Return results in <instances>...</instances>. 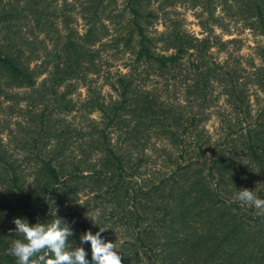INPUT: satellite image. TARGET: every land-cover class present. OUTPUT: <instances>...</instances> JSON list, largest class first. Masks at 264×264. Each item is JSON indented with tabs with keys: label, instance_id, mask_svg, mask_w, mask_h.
Listing matches in <instances>:
<instances>
[{
	"label": "trees",
	"instance_id": "obj_1",
	"mask_svg": "<svg viewBox=\"0 0 264 264\" xmlns=\"http://www.w3.org/2000/svg\"><path fill=\"white\" fill-rule=\"evenodd\" d=\"M51 1L0 0V133L13 136L12 147L0 137V264H16L8 254L22 239L15 218L47 224L55 214L90 264V244L79 238L98 227L109 228L102 237L117 244L122 264H264V214L237 200L242 189L264 199V105L251 113L246 87L264 95V46L247 72L209 50L225 45L209 34L221 24L216 6L264 35V0H165L199 6L201 37L175 19L153 30L151 0H71L79 33ZM106 21L115 33L101 46L130 54L127 69L109 78L107 99L86 82L106 62L94 47ZM22 27L52 42L39 71L29 66L35 39ZM77 80L86 95L72 101ZM220 96L227 110H213L222 132L212 139L201 122ZM71 112L82 121L61 116Z\"/></svg>",
	"mask_w": 264,
	"mask_h": 264
},
{
	"label": "rangeland",
	"instance_id": "obj_2",
	"mask_svg": "<svg viewBox=\"0 0 264 264\" xmlns=\"http://www.w3.org/2000/svg\"><path fill=\"white\" fill-rule=\"evenodd\" d=\"M70 2L71 5H68V3ZM121 2L122 0H117L118 5H120ZM51 3L52 7L55 6L59 10H63V13L65 14L69 13L71 15V18L74 19L69 25L75 28L79 33L83 32V20L81 19L80 14L77 13L78 7L75 2L71 0H52ZM151 6L157 14L156 18L152 20L151 26V28H153V30L155 31H161L164 25L167 23L168 19H175L180 22L182 29L197 37H201L205 33H207L204 31L203 27L200 24V17L203 18L204 16H206V14L204 13L203 15L199 16V6H191V3L189 1L183 3L176 2L169 5L165 0H151ZM214 15L220 17L221 24L209 25L211 27L209 34L215 35L216 38L219 39L220 42H224L225 45L224 47H222L220 43H215L214 45H212L209 50L212 53L213 58H215L217 61L227 59L230 62L229 64H235V60L238 63V67L247 69L245 72L249 71V69H252L251 67L258 65L260 63V57L257 54L256 47L264 46V35L256 33L253 30L247 28L242 21L234 20L224 15L220 10V6L215 7ZM105 24L107 26L108 35L106 34L99 42L95 43L94 47L102 48L100 55L102 58H106V62L102 66V71L100 72V74H89L87 76L88 78L86 82H90L92 87H95V90L100 91V94L103 95L105 99H107L109 98V96L114 95L108 83L109 78L114 75L115 72H123L127 69L125 63L126 61H128L130 54L128 52L121 51L120 46H118V52L114 49L115 47L113 48L109 44L103 47L101 46V41L110 42V36L115 33L114 27L110 23L106 21ZM53 27L55 30H59V33L64 31L65 26L62 17H58L56 18V20H54ZM21 29L22 32H24L25 37H27L28 35L31 40L33 38L35 39L33 48H35L34 52L38 56L37 58H35V60H32L30 62L29 66L39 71L42 69L41 63L45 57L43 46H45V48L48 50L52 47V42L51 40H48V38L42 31L35 32L34 36L36 37H33L32 35L27 34V30L25 27H22ZM45 74L46 72L39 74L36 77V83H39V81L45 76ZM246 87L248 93V101L251 107V113H254L260 106L264 105V95L258 89H256V86L251 83H248ZM85 95V84L81 83L80 80L75 81L68 97H70L72 101H77L83 98ZM19 103L21 106L24 105V101H21ZM218 107H225V111L227 110L226 106L223 104L222 96H220L216 101L215 107H210L208 110H206V118L203 120V122H201L204 132L212 139L218 138L219 133L222 132L221 129H219V118L213 112V110ZM20 116L21 114H19V116L13 117L20 118ZM61 116L72 123H78L83 119V117H81L79 113L75 112H71L67 115L61 114ZM89 117L98 119V115L95 112L91 113ZM11 127H13V124L11 125ZM20 136L21 134L15 137V139L19 138ZM0 137L8 147L13 146V141H11L13 140V136L12 134H7L5 129L0 133ZM19 148L20 149H16V153H18L19 155L27 152V150H24L21 147ZM85 198H87L85 193L80 192L78 202H82Z\"/></svg>",
	"mask_w": 264,
	"mask_h": 264
},
{
	"label": "clouds",
	"instance_id": "obj_3",
	"mask_svg": "<svg viewBox=\"0 0 264 264\" xmlns=\"http://www.w3.org/2000/svg\"><path fill=\"white\" fill-rule=\"evenodd\" d=\"M237 200L242 206L254 207L258 214H264V199L252 190L237 191ZM15 232L22 239L13 241L8 254L13 256L16 264H90L88 253L82 246L73 247L70 237L72 229L68 223L55 214L51 222L30 225L24 218L13 220ZM94 234L86 231L80 236L81 245L90 244L91 264H122L117 244L105 241L102 233L109 229L98 227Z\"/></svg>",
	"mask_w": 264,
	"mask_h": 264
}]
</instances>
